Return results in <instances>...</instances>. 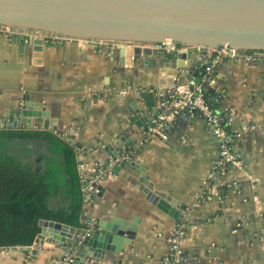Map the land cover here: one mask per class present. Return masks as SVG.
I'll list each match as a JSON object with an SVG mask.
<instances>
[{
    "label": "crops",
    "instance_id": "0c3cea01",
    "mask_svg": "<svg viewBox=\"0 0 264 264\" xmlns=\"http://www.w3.org/2000/svg\"><path fill=\"white\" fill-rule=\"evenodd\" d=\"M38 37L24 36L20 49L17 36L0 34V118L9 119L27 101L36 104L30 108L47 111L48 116H32L34 127L43 128L37 125L49 119L55 125L49 129L80 144L84 224L126 220L120 249L86 255L82 264H163L166 237L177 219L149 198L138 169L111 167L110 152L120 154L129 144L131 159L144 166L150 192H163L176 208H189L183 264H264V60L225 57L214 69L224 89L219 108L240 136L233 143L238 162L212 177L218 147L198 113L181 112L161 135L144 139L143 134L169 111L157 91L185 83L186 69L207 60L208 49L167 53L155 44H134L124 56L119 49L109 57L75 37L56 42ZM221 179L226 183L218 184ZM207 182L209 198L201 195ZM30 246L0 247V264H60L64 255L60 242L49 237Z\"/></svg>",
    "mask_w": 264,
    "mask_h": 264
},
{
    "label": "water",
    "instance_id": "95a60500",
    "mask_svg": "<svg viewBox=\"0 0 264 264\" xmlns=\"http://www.w3.org/2000/svg\"><path fill=\"white\" fill-rule=\"evenodd\" d=\"M0 26L17 33L20 49L24 45L21 34L24 31L36 32L39 40L46 34H58L151 45L171 39L183 48H215L226 44L237 50L264 49V0H0ZM120 51L124 56V43ZM178 56L181 59L186 57L184 52ZM27 105L36 104L27 101L12 110L9 119L0 118V127L32 128L36 125L32 116H48L44 109ZM50 125L55 127L46 119L37 126L48 128ZM120 151V154L110 152L115 160L111 167L118 170L120 164H126L138 169L149 198L156 200L158 207L177 219V203L163 192H150L144 166L131 159L134 149L127 152L126 146ZM123 154L128 157L117 161ZM38 224L40 231L35 242L43 237L60 242L63 257L70 255V264H82L87 262L86 255L100 256L105 250H119L118 243L123 238L121 225L126 224V220L98 218L76 227L39 219ZM30 248V245L11 246L12 250L20 251Z\"/></svg>",
    "mask_w": 264,
    "mask_h": 264
},
{
    "label": "trees",
    "instance_id": "16d2710c",
    "mask_svg": "<svg viewBox=\"0 0 264 264\" xmlns=\"http://www.w3.org/2000/svg\"><path fill=\"white\" fill-rule=\"evenodd\" d=\"M243 51L264 53V49ZM202 68L200 62L191 66L196 75ZM222 96L206 86V102L223 114L225 123L229 118L219 108ZM227 129L231 131L230 123ZM79 147L72 137L53 129L0 127V247L32 244L40 231L39 219L85 226ZM131 149L129 144L127 152Z\"/></svg>",
    "mask_w": 264,
    "mask_h": 264
},
{
    "label": "built area",
    "instance_id": "2783aa9c",
    "mask_svg": "<svg viewBox=\"0 0 264 264\" xmlns=\"http://www.w3.org/2000/svg\"><path fill=\"white\" fill-rule=\"evenodd\" d=\"M0 34L6 36L12 35L17 36L16 32L12 29H6L0 26ZM22 36L31 37L36 34L28 33L26 31L21 33ZM37 35V34H36ZM45 39L51 42H56L69 38L68 36L58 35V34H46L43 35ZM85 42H88L94 46L97 51L103 52L105 55L111 57L117 50L120 49L121 44L125 46H132L134 42H121L117 40H102V39H86L78 38ZM159 49L164 52L178 53L184 48L172 41L171 39H165L164 41L155 44ZM209 50L210 56L207 60L201 59L200 64L203 68L199 71V74H193L191 66L186 69L188 78L185 83L172 84L166 88L157 91L160 101L168 107L169 111L167 113L161 114L154 118L149 124L143 134L144 139H149L154 136L162 134V129L166 123L171 122L175 116L181 112H196L202 116L209 129L214 136L217 147L218 156L213 163L212 171L210 176H223L228 166L233 163L238 162V157L234 150L233 143L240 136V131L238 130H228L227 125L229 123L224 120L223 114L219 110H215L209 106L205 100V89L206 86L213 87L219 94H223V89L218 85L213 77L214 69L225 57H236L246 60L261 59L264 60L263 52H245L243 50H237L229 45H220L215 48L204 47ZM128 155H122L117 158V161L127 158ZM226 182L224 180L218 181V184L223 185ZM211 183L207 182L204 189L201 190V195L210 197ZM84 189V184H83ZM85 191V189H84ZM188 207H179L178 218L176 224L170 234L166 237L167 251L163 257V264H180L184 254L181 240L185 235L186 227L190 220ZM71 256L66 255L62 258L61 264H70Z\"/></svg>",
    "mask_w": 264,
    "mask_h": 264
}]
</instances>
